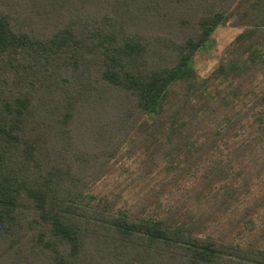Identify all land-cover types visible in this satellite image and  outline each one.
Segmentation results:
<instances>
[{
	"label": "trees",
	"instance_id": "1",
	"mask_svg": "<svg viewBox=\"0 0 264 264\" xmlns=\"http://www.w3.org/2000/svg\"><path fill=\"white\" fill-rule=\"evenodd\" d=\"M133 155L136 208L98 196ZM23 262L264 264V0H0V264Z\"/></svg>",
	"mask_w": 264,
	"mask_h": 264
},
{
	"label": "rangeland",
	"instance_id": "2",
	"mask_svg": "<svg viewBox=\"0 0 264 264\" xmlns=\"http://www.w3.org/2000/svg\"><path fill=\"white\" fill-rule=\"evenodd\" d=\"M244 30L233 23L219 27L205 47L198 53L192 65L201 78H206L224 58L226 50L235 38ZM127 150V149H126ZM140 166L137 155L120 159L117 167L106 174L97 184L95 193L102 197H111L116 193L123 195V202H128L130 207L136 208L139 197L152 188L151 181L139 180ZM22 262V259H20ZM24 264V262H23Z\"/></svg>",
	"mask_w": 264,
	"mask_h": 264
}]
</instances>
